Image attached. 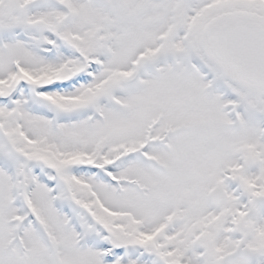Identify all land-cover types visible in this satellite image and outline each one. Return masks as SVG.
I'll return each instance as SVG.
<instances>
[{"label": "snow or ice", "instance_id": "snow-or-ice-1", "mask_svg": "<svg viewBox=\"0 0 264 264\" xmlns=\"http://www.w3.org/2000/svg\"><path fill=\"white\" fill-rule=\"evenodd\" d=\"M0 264H264V0H0Z\"/></svg>", "mask_w": 264, "mask_h": 264}]
</instances>
